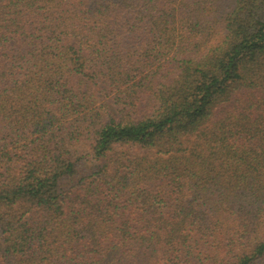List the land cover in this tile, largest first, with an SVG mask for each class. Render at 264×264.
<instances>
[{
  "label": "trees",
  "instance_id": "16d2710c",
  "mask_svg": "<svg viewBox=\"0 0 264 264\" xmlns=\"http://www.w3.org/2000/svg\"><path fill=\"white\" fill-rule=\"evenodd\" d=\"M0 264H264V0H0Z\"/></svg>",
  "mask_w": 264,
  "mask_h": 264
}]
</instances>
